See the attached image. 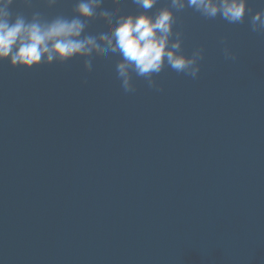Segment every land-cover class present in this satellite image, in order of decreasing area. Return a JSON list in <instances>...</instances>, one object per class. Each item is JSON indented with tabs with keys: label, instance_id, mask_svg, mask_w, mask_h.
<instances>
[{
	"label": "water",
	"instance_id": "95a60500",
	"mask_svg": "<svg viewBox=\"0 0 264 264\" xmlns=\"http://www.w3.org/2000/svg\"><path fill=\"white\" fill-rule=\"evenodd\" d=\"M76 2L10 11L43 22L71 18ZM101 10L113 27L145 11L132 0ZM173 12L170 42L182 32L184 55L203 51L196 78L165 66L150 88L129 67L125 92L119 53L93 54L91 71L81 57L0 62V264H264V33L251 14ZM105 32L88 21L86 35Z\"/></svg>",
	"mask_w": 264,
	"mask_h": 264
},
{
	"label": "clouds",
	"instance_id": "9594fccd",
	"mask_svg": "<svg viewBox=\"0 0 264 264\" xmlns=\"http://www.w3.org/2000/svg\"><path fill=\"white\" fill-rule=\"evenodd\" d=\"M14 2L0 0V62L8 61L14 68L30 70L41 63H64L81 57L85 70L91 71L93 54L119 53L122 59L116 70L125 92L135 91L129 67L137 76L144 77L150 88L157 89L153 75L161 73L165 66L193 78L199 73L196 62L203 58L202 49L194 50L190 57L184 55L180 51L182 32H177V40L170 42L176 23L173 9L179 12L189 7L206 18L220 16L229 23H241L252 13L248 0H170L169 6L150 15L147 10L158 0H132L145 11L137 15H119L113 27V12L97 11L104 0H77L71 18L56 16L43 22L37 18L39 13H34L30 19L19 13L13 16L10 6ZM30 2L25 0L26 4ZM48 2L56 4L57 0ZM258 2L264 4V0ZM113 3L118 4L119 0ZM97 18L107 21L110 33H101L99 37L86 35L88 21ZM250 27L253 32L264 33V10L250 15ZM224 55L226 59H235L227 52Z\"/></svg>",
	"mask_w": 264,
	"mask_h": 264
}]
</instances>
